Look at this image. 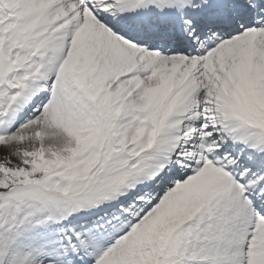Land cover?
<instances>
[{"label":"snow or ice","instance_id":"snow-or-ice-1","mask_svg":"<svg viewBox=\"0 0 264 264\" xmlns=\"http://www.w3.org/2000/svg\"><path fill=\"white\" fill-rule=\"evenodd\" d=\"M0 264H264V0H0Z\"/></svg>","mask_w":264,"mask_h":264}]
</instances>
